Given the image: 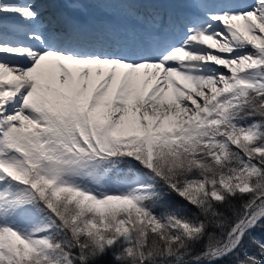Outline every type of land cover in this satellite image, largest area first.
I'll return each instance as SVG.
<instances>
[{"label": "snow or ice", "instance_id": "obj_1", "mask_svg": "<svg viewBox=\"0 0 264 264\" xmlns=\"http://www.w3.org/2000/svg\"><path fill=\"white\" fill-rule=\"evenodd\" d=\"M0 264H264V0H0Z\"/></svg>", "mask_w": 264, "mask_h": 264}]
</instances>
